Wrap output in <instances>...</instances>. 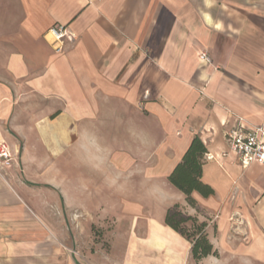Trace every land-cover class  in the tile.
I'll use <instances>...</instances> for the list:
<instances>
[{
    "label": "crops",
    "instance_id": "obj_1",
    "mask_svg": "<svg viewBox=\"0 0 264 264\" xmlns=\"http://www.w3.org/2000/svg\"><path fill=\"white\" fill-rule=\"evenodd\" d=\"M55 25L74 35L62 52ZM239 117L264 125V0H0V141L13 152L0 166V264L194 261L191 242L142 205L132 213L147 229L114 233L109 250L79 242L74 216L65 229L44 215L46 190L58 196L54 144L90 147L108 127L131 145L120 159H151L136 169L168 189V208L208 222L218 255L204 260L264 264V162L223 155ZM196 135L215 155L202 171L215 194L193 192L200 211L168 179Z\"/></svg>",
    "mask_w": 264,
    "mask_h": 264
},
{
    "label": "rangeland",
    "instance_id": "obj_2",
    "mask_svg": "<svg viewBox=\"0 0 264 264\" xmlns=\"http://www.w3.org/2000/svg\"><path fill=\"white\" fill-rule=\"evenodd\" d=\"M56 130L61 136L62 128L57 127ZM94 132H102L104 136L97 135V144L90 147L83 144V140L70 143L61 138L54 144V152L60 154L53 183L58 196L55 198L54 191L51 193L46 190L43 213L46 216H57L59 220L56 226L65 229L63 218L74 216V231L85 235V239H80L79 242L88 244V250H95L97 247L109 250L114 233L120 235L134 229H147L146 219L142 216L137 222V215L132 213L134 205H142L145 214L165 221L171 197L159 180L151 181L142 169H136L151 160L147 155H139L137 167H131V163H135L127 154L120 159L123 150L131 151V145H122L123 136L119 129L108 127ZM155 160L156 156H153L152 161ZM49 168L44 170L43 181L45 185L52 187L49 186L52 178ZM190 264L221 262L211 263L202 259Z\"/></svg>",
    "mask_w": 264,
    "mask_h": 264
},
{
    "label": "trees",
    "instance_id": "obj_3",
    "mask_svg": "<svg viewBox=\"0 0 264 264\" xmlns=\"http://www.w3.org/2000/svg\"><path fill=\"white\" fill-rule=\"evenodd\" d=\"M207 151L203 140L198 135L194 136L181 161L168 177L170 183L185 194L187 203L198 211L200 209L193 192L197 191L204 197L215 194L214 188L202 180ZM165 222L191 242V253L196 262L209 255H218L206 232L208 222L188 214L180 203H175L167 209Z\"/></svg>",
    "mask_w": 264,
    "mask_h": 264
},
{
    "label": "built area",
    "instance_id": "obj_4",
    "mask_svg": "<svg viewBox=\"0 0 264 264\" xmlns=\"http://www.w3.org/2000/svg\"><path fill=\"white\" fill-rule=\"evenodd\" d=\"M53 35L54 49L62 52L66 40L73 41V33L64 25H55L49 29ZM203 57L208 60L206 54ZM228 150L223 155L233 154L237 159L249 164L253 161L264 162V125L251 126L243 118L239 117L235 125L227 132ZM215 159L212 153H206L205 160ZM13 152L10 145L0 141V166L11 165Z\"/></svg>",
    "mask_w": 264,
    "mask_h": 264
}]
</instances>
